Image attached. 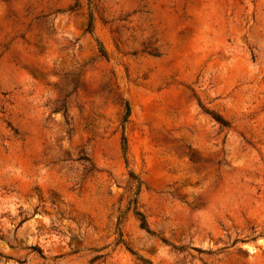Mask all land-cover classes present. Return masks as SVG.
Masks as SVG:
<instances>
[{
  "label": "rangeland",
  "instance_id": "rangeland-1",
  "mask_svg": "<svg viewBox=\"0 0 264 264\" xmlns=\"http://www.w3.org/2000/svg\"><path fill=\"white\" fill-rule=\"evenodd\" d=\"M0 264H264V0H0Z\"/></svg>",
  "mask_w": 264,
  "mask_h": 264
},
{
  "label": "trees",
  "instance_id": "trees-1",
  "mask_svg": "<svg viewBox=\"0 0 264 264\" xmlns=\"http://www.w3.org/2000/svg\"><path fill=\"white\" fill-rule=\"evenodd\" d=\"M89 26L91 27V21L89 23ZM136 213L141 216V226L143 228L148 229V224H147V221H146L144 214L141 211H137Z\"/></svg>",
  "mask_w": 264,
  "mask_h": 264
}]
</instances>
